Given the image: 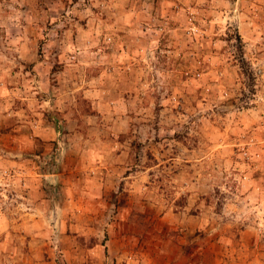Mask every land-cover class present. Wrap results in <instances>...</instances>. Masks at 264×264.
<instances>
[{
    "label": "rangeland",
    "instance_id": "374dc122",
    "mask_svg": "<svg viewBox=\"0 0 264 264\" xmlns=\"http://www.w3.org/2000/svg\"><path fill=\"white\" fill-rule=\"evenodd\" d=\"M0 264H264V0H0Z\"/></svg>",
    "mask_w": 264,
    "mask_h": 264
},
{
    "label": "crops",
    "instance_id": "0c3cea01",
    "mask_svg": "<svg viewBox=\"0 0 264 264\" xmlns=\"http://www.w3.org/2000/svg\"><path fill=\"white\" fill-rule=\"evenodd\" d=\"M75 173H77V172H75ZM52 176H55L57 173H50ZM59 174V173H58ZM30 180H32V179H30ZM72 182V181H71ZM70 183V182H69ZM71 184V188H72V183H70ZM78 184H80V183H78ZM74 185H76V184H74ZM26 186V185H25ZM28 186H30L29 188L28 187H26V188H24L25 189V191H28V195L30 196L29 197V199H30V203H34L35 204V201L33 200V198L35 197V195L37 196L38 195V193H39V188H35V187H33L32 186V184H30V185H28ZM64 186H62V189L64 190V188H63ZM28 188V189H27ZM7 190V189H6ZM72 190V192H73V189H71ZM72 195H73V197H75V194H73L72 193ZM71 200V199H70ZM22 203H24V202H22Z\"/></svg>",
    "mask_w": 264,
    "mask_h": 264
}]
</instances>
